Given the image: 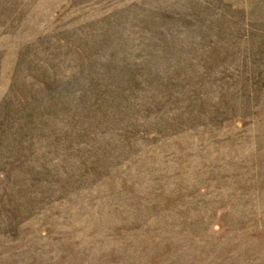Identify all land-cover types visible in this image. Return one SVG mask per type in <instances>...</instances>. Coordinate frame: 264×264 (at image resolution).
Wrapping results in <instances>:
<instances>
[{
	"label": "rangeland",
	"instance_id": "374dc122",
	"mask_svg": "<svg viewBox=\"0 0 264 264\" xmlns=\"http://www.w3.org/2000/svg\"><path fill=\"white\" fill-rule=\"evenodd\" d=\"M0 264H264V0H0Z\"/></svg>",
	"mask_w": 264,
	"mask_h": 264
}]
</instances>
